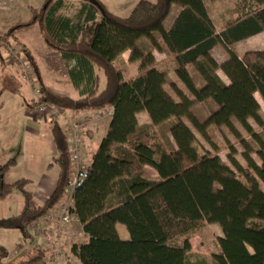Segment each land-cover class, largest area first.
<instances>
[{
    "label": "trees",
    "instance_id": "trees-1",
    "mask_svg": "<svg viewBox=\"0 0 264 264\" xmlns=\"http://www.w3.org/2000/svg\"><path fill=\"white\" fill-rule=\"evenodd\" d=\"M83 1L87 16L79 30H70L68 22L52 16L62 7V0H46L40 8H31L30 21L17 24L0 37L3 42L17 30L38 24L52 49L66 57H79L84 72L91 76V70L97 68L106 77L100 94L79 99L51 93L42 86L41 102L60 110L113 107L108 133L89 163V178L74 196L72 212L88 241L75 243L71 255L79 264H193L189 236L206 225L218 224L223 236L217 238L220 252L212 255V264H264V118L257 99L259 94L264 103V49L249 50L243 56L233 49L264 33V0H245L248 6L221 30H217L204 0H142L125 18L111 13L98 0ZM174 3H180L183 10L166 29ZM142 39L159 51V40L166 45L177 62L176 75L191 96L177 83L169 82L153 52L140 46ZM219 46L230 56L222 64L212 55ZM126 51H132V62H141L137 76L130 81L124 80L114 64ZM0 63L4 64L1 54ZM189 66L205 82V91L197 86ZM83 80V76L73 79L76 85ZM148 85L156 94L153 101L146 99ZM207 95L216 108L202 120L194 108L205 102ZM144 111L152 121L148 127L139 124L138 115ZM173 114L172 145L155 142L150 128ZM185 120L208 142L212 126L228 128L245 149L247 167L236 158L235 147H230L228 161L222 159L216 146L215 152L196 154L197 136ZM236 123L256 141L258 151ZM52 136L59 175L54 193L43 205L27 189L30 180L6 181L15 160L0 163V202L16 191L25 200L19 215L0 219V229H18L30 238L33 222L63 200L72 172L70 142L57 121H52ZM254 152L260 164L253 158ZM148 167L159 179L149 174ZM118 224L126 226L129 240L121 238ZM45 258V251L39 248L30 263L48 264Z\"/></svg>",
    "mask_w": 264,
    "mask_h": 264
},
{
    "label": "crops",
    "instance_id": "crops-1",
    "mask_svg": "<svg viewBox=\"0 0 264 264\" xmlns=\"http://www.w3.org/2000/svg\"><path fill=\"white\" fill-rule=\"evenodd\" d=\"M62 1H63L62 7H60L57 10V12L52 16L59 17L60 19H63L66 22H68L70 26L69 28L70 30H79L83 28L87 16V7L85 5V2L83 0H62ZM204 1L207 6L209 15L214 21L217 30H221L225 23L220 24L218 20L215 18L216 13L214 8H212L211 0H204ZM1 2L3 3V6L5 5V7H7L6 10L2 12L6 17L7 16L9 17V25H7L2 32H0V37L6 34L8 30L13 28L17 24L30 21L33 17L31 8H40L46 2V0H0V5ZM136 4L137 3H134L133 0H120L118 3V10L124 13L128 12L130 15L132 9ZM67 8L68 9L72 8V12L71 11L70 13L63 12ZM181 10H183V6L180 3H174L171 14L165 21L166 29H170L175 18L177 17V15L180 13ZM15 15L18 16L15 17ZM22 17L25 19H22ZM226 20L227 19H223V22ZM19 33H20V35H18V37L20 38L19 41L22 44L23 48H25L24 52L27 54L29 60L33 62V64L35 65V68L40 77L41 85L45 87L49 92L61 96L70 97L73 99H79L84 96L93 94L94 92H96V94H100L105 89L106 77H105V86L102 89V72H103L102 70H99L97 68H95V70H91V73L93 71V76H91L89 71L85 70L84 72L83 61L79 57H66L63 55L61 51L52 49L48 45L46 38L41 32L38 24H34L33 26H30L28 28H23L19 31ZM144 40L145 41L143 42L141 47L148 52L150 51L153 52V54L156 56L157 62L160 59L159 55L161 52L162 54L168 52L166 45L161 40H159L162 47L161 51L157 49H153L152 44L150 43L149 40L147 39ZM233 49L240 56H243L249 50L264 49V33H260L254 37H251L247 40L240 42ZM131 55H132V51H126L114 63L117 70H119L123 74L125 81H130L133 78H135L141 66L140 61L132 62L130 60ZM212 55L220 64L228 61L230 57L228 50L223 46L215 48L212 51ZM171 57L174 60L173 63L175 66L173 73L176 75L177 62L175 61V58L173 56ZM7 63L6 65L5 64L2 65L0 63V69H1L0 115L1 114L4 115V119L2 120L0 125L5 126V131H4L5 134H16L18 130L17 124H14L13 122H5L6 120L15 118L19 114H23V112L27 116L29 114L33 115L32 116L33 120L31 121V124L26 125V129H27L26 131L34 136L33 140L35 145L48 146L51 150H54L53 153H50L51 155H54L55 153H57V149L52 136V121H57L64 129L68 139H70L71 137H76L82 149L84 145L85 146L89 145L92 147V150L89 153V162H91L92 155L95 152L94 150H96L93 149L94 146L98 144L100 145L101 141L108 133L109 125L113 117V107H107L103 110H98V111H93V110L70 111V110H60L55 106H53L55 108L53 110H50V114L42 113L39 116H35L32 113V105H33L32 103L34 101L31 103V99L35 98L33 91L31 90L28 83L23 78L21 79L18 71L19 70L18 68L20 67H18L17 64L12 63L13 64L12 65L10 63L8 64ZM188 69L191 75L193 76V78L195 79L197 86L201 90L205 91L206 85L203 79L201 78V76L195 71L193 66H189ZM219 75L226 83H229V79L226 77L225 74L223 76L220 71ZM82 76L84 79L83 82L77 83L76 85L73 79ZM169 79L175 83L176 82L179 83L178 86L182 90H184L183 85L180 83L181 81L178 82L176 78H171V74L169 76ZM13 89L18 90L17 95L11 91ZM155 97H156L155 91L150 85H148L146 91V99L148 101H153ZM259 97H260L259 94H257V99L261 104V108H262V103L260 102ZM162 113H164V110L162 111ZM95 116H99V118L97 119V117ZM138 119L140 126H148L152 124L151 118L148 112L146 111L140 113L138 115ZM165 120L166 119H164V121ZM96 121H99L100 125L96 124L95 123ZM162 121L163 119H161L159 123H157L156 125H161ZM13 140L14 138H10L6 144H12ZM27 143L30 144V142L28 141ZM9 147L10 145L8 146V148ZM147 170L149 172V170L152 169L148 167ZM154 172L156 174L153 175V178L159 179L158 173L155 170ZM22 179H26V178H22ZM6 180H7V176H6ZM56 185H57V181L54 182L51 180V178L45 176L44 180H42L40 185L41 188L40 192L42 196L41 198L43 201L41 205H43L49 199V197L54 193L56 189ZM13 195H17V194L13 193L6 200L0 202V205L1 203H5L8 199H11ZM34 195L37 199V195L36 194ZM60 204L62 203L60 202L54 209L59 208ZM23 208L24 205L21 209V212ZM11 216H16V215H11ZM8 217L0 216V219L8 218ZM74 217L79 222L76 215H74L73 218ZM81 228H82V233L85 236L84 238L85 241L83 242H86L88 241V237L85 235L82 225ZM117 229L123 240L130 239V234L129 232L126 231V226L122 224H118ZM5 231L6 229H0V235H6ZM31 232H32V239H35L38 242L40 248H42L43 250L46 249L45 247L46 243L44 244L43 239H40L41 237L34 227L31 229ZM190 240L193 246L194 238H191ZM21 251H22V246L19 247L18 249V252ZM18 252L16 251L15 255H18ZM192 253H194L193 250ZM6 258H7L6 260L9 261L10 257L7 256ZM47 261L48 259H46V262ZM6 263L7 262L5 261V259H3V261L1 262V264H6ZM61 263L62 262L59 263L57 262L55 264H61Z\"/></svg>",
    "mask_w": 264,
    "mask_h": 264
},
{
    "label": "rangeland",
    "instance_id": "rangeland-1",
    "mask_svg": "<svg viewBox=\"0 0 264 264\" xmlns=\"http://www.w3.org/2000/svg\"><path fill=\"white\" fill-rule=\"evenodd\" d=\"M104 6L109 9L113 14L119 17H127L129 13L120 12L118 10V3L120 0H98ZM134 3H138L142 0H133ZM153 1V0H149ZM3 2V1H2ZM1 2L0 5V32H2L7 25H9V17L5 16L2 11H5L7 7L3 6ZM6 2V1H5ZM245 0H211L212 8L215 10L216 19L218 22L226 23L232 20H235L242 11V8L247 7ZM2 7V8H1ZM72 12V8L66 9L63 12L70 13ZM224 14V15H223ZM18 15H15V17ZM26 17V16H23ZM22 19H25L23 18ZM223 19H227L223 22ZM12 29V28H11ZM10 29V30H11ZM9 31V30H8ZM20 31V30H19ZM19 31L17 35H20ZM5 35V34H4ZM2 37V36H1ZM20 40V38H18ZM145 40L142 39L139 43L142 46ZM2 41L0 42V54L4 59V64L10 63L9 60V49L6 46H2ZM220 47V46H219ZM168 51V50H167ZM169 52L159 55L158 67L160 70L166 72L168 77L171 74V78H176L178 82H180L177 75L173 73L174 70V60L171 57L172 55ZM219 55V54H218ZM7 63V64H8ZM33 64V62H32ZM160 64V65H159ZM13 65V64H12ZM34 65V64H33ZM19 67V66H18ZM35 67V65H34ZM68 68V67H67ZM20 77L22 79V71L18 68ZM36 69V68H35ZM166 70V71H165ZM1 71V69H0ZM37 71V70H36ZM221 74L224 76V73L221 71ZM40 79V77H39ZM169 82H173L169 79ZM175 83V82H174ZM177 83V82H176ZM183 85L184 91L188 93L190 96L191 94L186 89L185 85ZM29 85V84H28ZM179 85V83H177ZM105 86V76L102 72V89ZM32 90V89H31ZM170 93L173 94L170 87H168ZM13 93L17 95L18 90L13 89L11 90ZM174 96V94H173ZM206 101L197 103L194 110L196 114L202 119L206 120L211 115V109L216 108L209 95H207ZM193 98V97H192ZM260 98V97H259ZM175 101L178 102L177 97H174ZM36 98L31 99V103L35 102ZM33 104V103H32ZM39 103H34L32 105V109L36 108ZM55 107L53 105H49L48 109H46L43 114L49 113L50 110H53ZM25 109V108H24ZM96 111V110H93ZM261 114L264 118V105L262 106ZM40 113H35V116H39ZM53 115V114H52ZM97 115V114H96ZM33 115H25L19 114L17 117L12 118L10 120H6L5 122H13L17 124L18 130L16 134H5V126L0 125V163H6L8 161L15 160V164L11 167L9 174L7 175V182L14 183L22 178H26L31 180L27 186V189L37 195V201L41 204L42 196L40 192V185L42 180H44L45 176L51 178L52 181H57L59 175V167L54 163V158L57 156V153L51 155L54 150H51L48 146H37L34 144V136L28 133L26 130V125L31 124ZM97 119L99 116H95ZM4 119V115H0V123ZM175 122V115L173 114L171 119H166L161 122V125H153L150 128V132L155 142L165 144V145H172L171 140V133H170V126ZM185 122L194 130L197 136V142L193 147V151L197 154H202L205 151L215 152L214 146H216L220 153L219 155L225 161H228V155L230 154V147H235L238 151L236 158L239 162L244 166L247 167V163L243 157V153L245 152L244 147L240 144L234 135L229 131L228 128L222 127L217 128L212 126L209 130V134L211 137V142H208L206 139L202 137V135L192 126V124L185 120ZM96 124L100 125L99 121L95 122ZM239 127L240 131L242 132L243 136L246 140L250 143L253 150L256 152L259 150V145L256 143L254 139L250 137V135L242 128V126L236 123ZM251 124L255 127L256 131L262 134L261 129H259L258 125L255 123L254 120H251ZM150 126V125H148ZM148 126H141V127H148ZM10 138H14L12 144H6ZM264 139V135L262 136ZM30 142V144L27 143ZM27 144V145H26ZM214 144V145H213ZM10 147L8 148V146ZM99 146H94L93 149H97ZM82 149V148H81ZM92 147L87 145L83 146L82 149V158L86 163L89 162V153L91 152ZM95 151V150H94ZM253 153V158L260 164L261 160L256 153ZM6 160V161H5ZM5 161V162H3ZM149 174L153 177L154 170H149ZM157 176V175H156ZM17 195H13L11 199H8L5 203H1L0 205V216L1 217H8L11 215H18L21 212V209L24 205V197L19 192H14ZM67 204L70 209H72L73 204L62 202L59 207ZM12 217V216H11ZM9 218V217H8ZM46 231H44V238L48 233L52 235L53 241L51 244L45 242V239L40 236V239H43L46 249H44L45 254L47 253L48 264H55L62 262L61 264H79L78 261L73 259L72 262L69 261L70 250L71 247L75 243H84L83 241L85 236L82 233V228L80 223L75 219V217L71 219V221L64 226L63 230L58 234L53 227H46ZM128 232V229L126 228ZM6 235H0V264L5 259L7 262L6 264H36L30 263L32 262L38 255V249L40 248L38 242L35 239L26 238L18 229H6ZM223 236L222 228L218 224L206 225L199 230L193 232L189 237L194 238L193 240V252L190 256V261L193 264H212L211 257L213 254H216L220 251L217 238ZM182 242V239H181ZM22 246V251L18 252L19 247ZM18 252V255H15V252ZM60 251L61 255L57 256L56 252ZM9 256V261H7L6 257ZM50 257H53L50 259ZM65 261V263H64Z\"/></svg>",
    "mask_w": 264,
    "mask_h": 264
},
{
    "label": "built area",
    "instance_id": "built-area-1",
    "mask_svg": "<svg viewBox=\"0 0 264 264\" xmlns=\"http://www.w3.org/2000/svg\"><path fill=\"white\" fill-rule=\"evenodd\" d=\"M17 32L10 36L7 40L2 42V46H6L9 53V60L13 64H17L22 71V78L29 84L32 89L34 96L36 98L35 102H40L36 108L32 109V113L42 114L46 109H48V103L41 102L43 97L41 81L38 77L37 71L29 60L27 54L24 52L23 46H21L18 39ZM70 142V159L72 163V172L69 184L66 189V194L74 200L76 192L83 187L84 183L89 178V163H86L82 158V149L79 141L76 137H71L68 139ZM72 212L70 207L65 204L57 209L51 210L41 223L42 228L46 231V227H53L55 231L59 234L64 226H66L72 219ZM46 235L47 242L52 243V235L49 234V230ZM73 256L69 257V261L72 262Z\"/></svg>",
    "mask_w": 264,
    "mask_h": 264
},
{
    "label": "bare ground",
    "instance_id": "bare-ground-1",
    "mask_svg": "<svg viewBox=\"0 0 264 264\" xmlns=\"http://www.w3.org/2000/svg\"><path fill=\"white\" fill-rule=\"evenodd\" d=\"M19 30H17L16 32H18ZM15 32V33H16ZM21 46H22V44H20ZM37 74H38V72H37ZM38 77H39V74H38ZM125 80V79H124ZM41 88H42V85H41ZM260 102L262 103V106L264 105V103H263V101H262V99L260 98ZM87 182V181H86ZM85 182V183H86ZM85 183H84V185H85ZM83 185V186H84ZM66 189H67V187H66ZM66 189H65V191H66ZM36 198V197H35ZM37 200V199H36ZM38 202V201H37ZM47 202V201H46ZM45 202V203H46ZM62 202H65V203H72L73 204V206H74V200L73 199H71L67 194H66V192H64V198H63V200L61 201V203ZM39 203V202H38ZM40 204V203H39ZM74 207H72V209H73ZM72 209H71V212H72ZM72 217L75 215L73 212H72ZM45 217V216H44ZM42 221H43V218H40V219H38V220H36L35 222H33V224L31 225L32 227H31V229L34 227L35 229H36V231L38 232V234L40 235V236H42L43 238H44V236H45V234H44V229L42 228V225H41V223H42ZM45 239V242H47V238H44ZM48 243V242H47ZM49 244V243H48ZM56 254H57V256H59V255H61V252L60 251H58V252H56ZM45 257H47V253L45 254ZM53 257H50V259H52ZM46 259V258H45ZM47 259H49V258H47Z\"/></svg>",
    "mask_w": 264,
    "mask_h": 264
}]
</instances>
